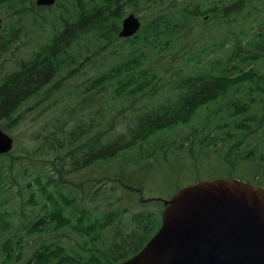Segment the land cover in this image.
I'll return each instance as SVG.
<instances>
[{"label":"rangeland","instance_id":"1","mask_svg":"<svg viewBox=\"0 0 264 264\" xmlns=\"http://www.w3.org/2000/svg\"><path fill=\"white\" fill-rule=\"evenodd\" d=\"M33 1L0 0V46L5 45L0 49V80L2 75L17 72L22 64L31 61L36 51L50 41L54 29L61 28L64 18L60 8L38 7ZM122 9L121 18L108 22V38H98V25L93 24L59 54L60 73L53 80H62L61 84L55 89L47 85L29 95L9 119L0 120V127L14 141L13 150L0 158V264H33V255L44 249L53 253L40 264H90L92 257L103 256L104 250L129 241L138 225L136 216H141L142 225L148 222L150 228H157L161 203L141 201L143 198L168 199L183 186L219 177H234L264 187V92L251 94L257 104L246 125L250 129L243 127V116L231 117L227 111L232 101L249 97L251 91L245 84L235 87L226 98L199 108L186 123L148 132L138 146L120 148L114 158L77 170L76 160L81 157L78 147L95 138L98 147L108 145L125 134L128 127L135 124L138 129V122L153 106L166 100L175 102V87L183 75L196 72L202 64L225 62L233 37L240 43L244 41L248 53L260 51L257 68H264V50H252L245 44L264 17L238 23L207 19L205 25L196 20L185 24L181 36L163 34L149 44L151 39L146 38L150 33L144 35L161 10L152 11L145 1ZM128 14L141 22L138 38L132 43L118 36ZM175 21L171 19L172 24ZM116 28L118 32L113 33ZM207 44L214 46L213 52L202 49ZM70 54L73 58H68ZM131 54L141 63L139 75L154 76L146 88L128 99L125 94L115 95L117 82L113 81L80 104L84 86L118 67ZM38 65L34 67L36 73ZM76 124L86 125L89 134L71 146L68 135ZM48 176L52 182L46 179ZM124 183L141 187L144 196L126 189ZM43 190L51 196L61 190L66 209L71 210L62 224L50 221L29 233L35 220L49 209L48 202L41 198ZM85 211L98 221L111 211L115 215L113 223L102 232L99 227L105 228V222H100L98 229L92 228L101 239L97 244L96 239L75 231L82 225L79 218ZM141 232L140 228L136 235ZM5 242L18 246L11 247L12 255H5ZM130 251L127 248L121 253ZM64 257L71 260L65 262ZM110 262L114 263L113 258Z\"/></svg>","mask_w":264,"mask_h":264},{"label":"trees","instance_id":"2","mask_svg":"<svg viewBox=\"0 0 264 264\" xmlns=\"http://www.w3.org/2000/svg\"><path fill=\"white\" fill-rule=\"evenodd\" d=\"M6 3L9 0H4ZM137 1H145L151 6L152 11L161 10L157 18H153L152 25L150 26V33L146 39L149 44H153L156 39L163 34H177L182 35L185 33V24H194L196 20L203 21V24L208 20L216 23H238L248 21L249 19L264 17V0H63L60 1L56 7L61 9L63 14V23L61 28L54 29L55 38L49 47H43L36 51L33 59L26 64H22L17 72H9L3 75L0 80V120L5 121L15 112L17 106L24 99L31 94H36L45 86H50L55 89L62 80L54 81L53 79L59 75L58 70L60 61L58 56L66 47H71L82 35L83 30L87 27L98 25L97 35L100 39H106L108 22L112 18H121V13L124 11L122 8L128 5H135ZM153 3V4H149ZM156 4V5H155ZM96 6L92 11L89 8ZM175 19V24L171 23V19ZM172 26V27H170ZM141 29V28H140ZM116 28L113 33H117ZM139 32V30H138ZM138 32L123 41L132 43L133 40L138 38ZM112 32H110L111 34ZM12 36L17 37V33ZM250 41L245 42L252 50H264V21L259 24L258 29H253L250 35ZM252 39V40H251ZM202 47L203 50L214 51V46ZM5 45H1L2 49ZM156 46V44L154 45ZM260 51L255 53H248L244 47V41L241 43L236 37H233V42L229 49V55L225 62L215 60L210 62L211 65H199V69L189 75H183L181 82L175 87L177 96L175 102L164 101L151 108L145 114L143 119L138 122V129L135 130L134 126L130 127L129 137L122 139V146L117 147L114 144H108L98 147V140L91 139L84 143L82 148H77L81 153L80 160L77 161V170H84L92 163L98 161H107L114 158L120 148L136 147L138 142L143 139L148 132L153 133L166 128H172L179 123H186L189 118L201 107L207 106L211 102H216L218 99L226 98L231 90L235 87H240L245 84L249 86V97L247 96L242 101H232L228 105V112L231 117L243 116V127L250 129L249 124L250 112L257 104L251 94L252 92H264V68L258 70L257 64L259 62ZM70 56L68 55V58ZM264 57V53H263ZM249 65L252 66H248ZM37 73L34 72V67L37 65ZM141 63L138 59L131 54L130 58L122 61L118 67L113 68L112 71L107 72L92 83L84 86L82 90L83 96L80 104L92 98L94 94H98L106 86L107 83L113 81L117 82L115 95H127L131 99L136 94L146 88V84L151 83L153 75H139L138 68ZM264 67V66H263ZM116 79V80H114ZM94 89H98L94 91ZM156 88H154L155 90ZM93 92V93H91ZM126 92V93H124ZM263 112L261 118L264 119V104L262 106ZM260 118V119H261ZM56 120V119H55ZM141 122V123H140ZM239 126V125H238ZM89 134L86 125H75L74 129L68 135L69 145L73 146L80 139ZM70 154H73L70 152ZM74 154L71 156L73 158ZM2 156H0L1 158ZM74 159V158H73ZM1 167V166H0ZM54 167V166H53ZM46 179L51 180L52 177L48 176ZM49 183V182H48ZM57 189V187H56ZM55 189V190H56ZM57 196H51L46 191H42L41 196L48 202L47 211L41 217L35 220L33 226L29 228V233H32L38 226H45L51 222L66 221V214L70 212L71 208L66 209L65 194L61 190H57ZM110 215H107V218ZM78 221L79 217H76ZM85 214L79 219L82 220V225L76 232L81 235L90 236L91 240L95 239L92 228L96 227L95 224L105 222L104 226L108 225L103 216L101 221L88 222L84 226ZM141 216H136L135 223L136 230L129 236V241L125 240L119 246L114 247L115 253H103V256L96 255L92 257L93 261L90 264H115L125 260L130 255L135 253L144 242L149 232L153 233L156 227H151L149 223L142 225L140 222ZM142 225V226H141ZM142 229V232L136 235V232ZM9 229V228H8ZM136 235V236H135ZM128 244V245H127ZM18 247L15 243H3L5 255H12L11 247ZM53 247V246H52ZM139 247V248H138ZM113 248V249H114ZM129 248L128 252L121 253V251ZM120 254L115 257L114 255ZM53 250L44 249L34 254L33 264H40L44 257ZM19 251L15 257H18ZM113 258L114 263H111ZM65 262L70 261V258L64 257ZM25 264H29L28 261ZM85 264V263H82Z\"/></svg>","mask_w":264,"mask_h":264},{"label":"water","instance_id":"3","mask_svg":"<svg viewBox=\"0 0 264 264\" xmlns=\"http://www.w3.org/2000/svg\"><path fill=\"white\" fill-rule=\"evenodd\" d=\"M139 27V19L128 14L118 36H132ZM12 144L0 130V153ZM163 203L158 230L119 264H264V187L235 178L201 180Z\"/></svg>","mask_w":264,"mask_h":264},{"label":"flooded vegetation","instance_id":"4","mask_svg":"<svg viewBox=\"0 0 264 264\" xmlns=\"http://www.w3.org/2000/svg\"><path fill=\"white\" fill-rule=\"evenodd\" d=\"M132 127V126H131ZM130 127H128V129L126 130V132H125V134H123L121 137H119L118 139H116V140H114L111 144H114V145H116L117 147H119V146H122V145H124V144H122V139L123 138H128L129 137V131H130V129H129ZM139 145V144H138ZM137 145V146H138ZM128 184L129 183H124L123 184V186L126 188L127 186H128ZM140 192L138 189L137 190H134V192ZM105 215V218H107V215H110L108 218H107V222H108V225L105 227V228H102L101 226L99 227L100 228V232H102L104 229H106L107 227H109L112 223H113V221H114V214H113V211H111L110 213H107V214H104ZM96 222L97 221V219L95 218V217H93L92 219H91V216L85 211V218H84V220H83V222H84V226H87L88 225V222ZM98 225H100V223H97V224H95V226H97L98 227ZM101 238H102V236H101ZM89 239H90V236H89ZM95 239H96V244L97 243H99L100 242V236H95ZM111 253H115V248L113 249V250H111L110 251ZM105 253H109V251H105Z\"/></svg>","mask_w":264,"mask_h":264}]
</instances>
